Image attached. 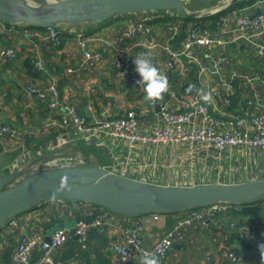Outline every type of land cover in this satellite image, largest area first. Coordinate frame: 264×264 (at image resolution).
<instances>
[{
	"label": "crops",
	"instance_id": "0c3cea01",
	"mask_svg": "<svg viewBox=\"0 0 264 264\" xmlns=\"http://www.w3.org/2000/svg\"><path fill=\"white\" fill-rule=\"evenodd\" d=\"M215 1L218 0L198 2L192 0L187 8L192 13H200L210 8ZM253 4L254 0H234L227 9L215 15L184 19L183 23L157 22L154 27L155 36L161 43L178 49L193 24H198L205 30L210 28L219 31L224 27L227 19L243 13L250 17L261 10L258 7L250 9ZM129 19L130 16L114 17L91 27L97 25L103 37L110 32L109 37L114 39ZM22 26L26 25L16 24L13 32V38L15 35H21L26 42H20L17 60L0 66V122L8 123L7 125L15 128L14 122L16 119L19 120L22 124L20 130L28 141L38 136L39 138L34 140L43 137L55 139L62 134V131L54 126V122H58L60 117L51 113L43 102L42 105L37 94L26 93L25 87L35 81L45 86L61 78L64 73L61 67L64 66V59L74 60L76 55L74 39L65 34L61 44L49 45L40 38L45 34L46 29L38 32L35 28L26 30ZM175 26L176 29H173ZM31 30L32 33L27 35ZM33 33L40 35L34 36ZM7 38L8 35L0 33V47L6 44L4 41ZM257 43L259 47L240 42L223 48L200 51L198 53L200 65L188 60L169 73V91L164 94L161 101L170 104L172 109L187 110L197 90H202L210 95V100L207 102L210 103L212 111L217 112L223 106L224 98H229L231 112L235 115H246V112L252 108L259 107L261 101L264 103V35L258 38ZM29 45L31 47H28ZM94 47L102 48L100 44ZM41 53L44 57L43 71L36 67L37 55ZM209 55H224L228 61L216 64L209 59ZM162 56L161 53L159 57ZM111 59L112 54H108V60ZM201 67L206 69L202 73H200ZM90 80L91 78L82 80L77 85L68 86V83L62 85L61 92L66 97L74 99L80 112L90 116L92 121L98 117L106 103L114 101L117 106H135L143 121L154 120L148 114L149 103L144 102V94L140 87L123 84L117 79L109 63L99 71V83ZM189 85H195L196 90L187 92ZM250 101L254 105L249 107ZM54 142L58 144L59 141L55 139ZM18 145V142L9 139L0 140V163L10 162L12 155L16 154L13 150L18 149ZM70 146L62 147L61 150L65 148L63 152L68 154L80 152L91 160L94 166L105 169L113 164V156L114 159L119 157L126 166L122 171L123 176L137 181L171 187H194L218 183L214 177L215 163L202 160V156L197 153L194 155L188 147L168 146L155 150L148 148L138 150L128 158L129 152L124 146L114 150V153L95 142L89 146ZM253 157L257 158L259 165L263 163L257 154L244 158V161L250 163ZM38 162L36 165L39 164ZM32 165H25L21 173L26 176L30 172L38 171V169L34 171V162ZM259 171L261 177H264V168ZM5 174L6 171L3 173L1 171V177ZM188 214L189 211L179 214H160L159 220H154L153 214L125 217L83 202H46L18 215L14 219L18 224L17 227L1 230L0 264H11L13 246L29 236L41 234L48 239L58 228L69 229L79 222L90 223L98 220L101 221V225L91 228L86 241L82 242L73 234L67 244L55 254L54 264H114L116 253L113 244L129 219L141 222L143 226L141 239L143 245L150 249L160 239L174 231L179 223L188 218ZM239 221L251 223L255 227V234L251 238L239 240L237 232L230 227V218L218 217L211 220L207 228L196 222L188 229L186 242L177 245L168 255V264H261L259 245L264 244V203L242 208ZM223 249L234 253L239 258V262L222 259L220 252ZM40 256V252H33L30 264H35ZM140 260L137 259L131 264H139Z\"/></svg>",
	"mask_w": 264,
	"mask_h": 264
},
{
	"label": "built area",
	"instance_id": "2783aa9c",
	"mask_svg": "<svg viewBox=\"0 0 264 264\" xmlns=\"http://www.w3.org/2000/svg\"><path fill=\"white\" fill-rule=\"evenodd\" d=\"M47 1L56 3L63 0ZM233 1H215L210 8L197 13L198 17L218 14L221 10L227 9ZM184 2L188 6L192 0H184ZM256 7L261 8L260 16L254 19H249L245 13L234 16L227 19L224 27L219 31L210 28L205 30L198 24H193L178 49L161 43L154 31L157 22L184 21V18L176 11L156 10L126 15L130 16V19L114 39L109 37L110 32L103 37L98 26L91 27V24L60 25L46 27L42 30L35 28L38 32L46 29L44 34L46 40H42V42L49 45L61 44L65 34L71 36L74 39L77 52L74 60L64 59V73L61 78L45 84V86L36 81L31 82L27 88L25 87V92L37 94L51 113L60 117L58 122H54V126L62 131L57 139L59 142L56 144L57 146L61 145V148L76 141L95 142L114 153V150L124 146L128 150V158H130L136 151L148 148L155 150L168 146L188 147L194 155L197 153L202 156V160L215 163L214 177L218 183L213 184H238L257 179L261 177L259 170L264 168L263 101L260 102L259 107H254L246 112V115H235L229 109L230 99L224 98L223 106L214 112L210 108V103L204 102L197 91L187 110L172 109L170 104L162 101L149 103L148 114L150 118L154 119L153 121L151 119L143 121L135 106H117L115 101L106 103L98 117L92 121L90 116L80 112L74 99L66 97L61 92V86L67 83L68 86L77 85L82 80L89 78H91L90 82L99 83V71L107 63L110 64L117 79L123 84L140 87L137 81L141 77L135 70L134 58L141 52L149 54L153 63L168 77L173 69L184 65L188 60L200 65L198 53L205 49L223 48L240 42L259 47L257 40L264 35V0H254L250 9H256ZM22 27L26 30L34 28L27 25ZM14 28L15 25L0 21V33L8 35L7 40L4 41L6 44L0 48V66L17 60L18 49L13 38ZM173 29H176V26ZM97 44H100L102 48H95L94 45ZM161 53L163 56L160 58ZM108 54H112L110 61ZM209 59L216 64L228 61L224 55H209ZM36 67L40 71L44 70V57L41 55H37ZM205 70V67H201L200 73ZM252 105L254 104L250 101L249 107ZM3 139H9L19 144L21 141L19 134L10 126H0V140ZM49 151L54 152V150ZM256 154L263 161L261 165L256 157L251 158L250 163L244 161V158ZM43 156L46 155L36 154L33 158L40 160L38 165L46 170L93 165L91 160L85 158L80 152L57 154L56 158L42 164L40 162ZM30 160L34 162L33 159H28L26 156H19L17 162L10 166L5 175L21 172ZM112 161L113 164L106 169L123 176L122 171L126 166L121 159L119 157L114 159L113 156ZM241 211L240 206L230 204H218L213 207L189 211L188 218L179 223L174 231L160 239L150 249L143 245L141 222L129 219L113 244L116 253L114 264H131L137 259L151 255L158 258L159 264H168V255L177 245L186 242L188 229L193 227L196 222L207 228L209 221L218 217L230 218V227L237 232L239 240L249 239L255 234L256 229L251 223L239 221ZM153 217L154 220H159L160 214H153ZM99 225H101L100 220L90 223L79 222L73 228L56 229L48 239L41 234L29 236L13 246L11 264H30L32 254L36 251L40 252L41 256L35 264H54L55 254L67 244L73 234L84 242L91 228ZM17 226V222L13 219L4 228L10 230ZM220 257L234 263L239 262V258L228 249H223L220 252Z\"/></svg>",
	"mask_w": 264,
	"mask_h": 264
},
{
	"label": "water",
	"instance_id": "95a60500",
	"mask_svg": "<svg viewBox=\"0 0 264 264\" xmlns=\"http://www.w3.org/2000/svg\"><path fill=\"white\" fill-rule=\"evenodd\" d=\"M176 11L195 19L184 0H0V21L57 27L99 24L147 11ZM261 10L250 16H260ZM76 141L70 147L93 145ZM50 201L83 202L123 216L179 214L218 204L249 206L264 202V177L238 184L159 186L113 173L100 166L61 167L0 178V232L21 213Z\"/></svg>",
	"mask_w": 264,
	"mask_h": 264
},
{
	"label": "clouds",
	"instance_id": "9594fccd",
	"mask_svg": "<svg viewBox=\"0 0 264 264\" xmlns=\"http://www.w3.org/2000/svg\"><path fill=\"white\" fill-rule=\"evenodd\" d=\"M135 70L141 77L137 81L140 85V90L143 92L144 102L153 103L161 101L164 94L169 91V81L166 74L153 63V59L147 53H138L134 58ZM196 90L195 85H189L187 92L191 93ZM201 98L207 102L210 100V95L202 90H197ZM261 264H264V244L259 245ZM139 264H159V260L155 255L142 258Z\"/></svg>",
	"mask_w": 264,
	"mask_h": 264
},
{
	"label": "rangeland",
	"instance_id": "374dc122",
	"mask_svg": "<svg viewBox=\"0 0 264 264\" xmlns=\"http://www.w3.org/2000/svg\"><path fill=\"white\" fill-rule=\"evenodd\" d=\"M27 1L30 2V0H27ZM198 1L199 0H196V2H198ZM31 33H32V30L31 31H28V34L27 35H29ZM33 34H34V36L40 35V34H37L36 35V33H33ZM14 38H16L14 40L16 42V45L15 46L17 47V49L19 48V44H20L21 41L23 43H26L22 39L21 35H15ZM40 38L42 40H46L45 39L46 38V35H41ZM28 47H31V46L29 45ZM40 55L42 56V53ZM61 67L63 68V72H64V66L61 65ZM40 103H42V101ZM37 104H38V102H37ZM42 105H44V104L42 103ZM14 123H15V126H16L15 128L12 127V126H10V125H7L8 123L7 124H3L2 122H0V126H10L11 128L15 129L16 132L19 134V136L22 139L21 143L18 145V149L13 150L14 152H16V154H13L12 155V159L10 161L12 163H10L9 161L8 162H2V163H0V177H1V171L3 173L5 171L9 170V168H10L9 165H11V164L13 165L15 162H17V160L19 159V157H18L19 155L20 156H26L28 159H33V161L35 163V167H34L35 169H34V171L37 170V169L39 171V170H46V169L42 168L39 165H36L38 161H36L37 159L33 158V156H35L36 154L37 155H44L45 154L46 156L44 158L42 157L41 158L42 161L40 162V163L44 164L48 160H52V159L56 158V155L57 154L65 153V152H63V150H61L62 149L60 147L61 145H58V146L56 145V143L54 142L55 140L53 139L54 137L53 138L43 137L44 139L42 138V139L34 140L35 138H39V136H38V137H34V138H32L31 140L28 141L23 136L24 133L22 132V130H20V129H22L21 128L22 124L20 123V121L16 119V121ZM33 136H34V134H33ZM51 139H53V140H51ZM57 139H58V137L56 138V140ZM49 150H54V152L52 153ZM89 150H91V149H89ZM89 150H88V152H89ZM43 151H45V152H43ZM33 152L35 154H32ZM11 153H13V152H11ZM49 154H51L52 156L47 157ZM46 157H47V159H46ZM26 165L27 166L28 165L33 166L32 165V160H30ZM7 166H9V167H7ZM5 167H7V168H5ZM39 168H41V169H39Z\"/></svg>",
	"mask_w": 264,
	"mask_h": 264
},
{
	"label": "trees",
	"instance_id": "16d2710c",
	"mask_svg": "<svg viewBox=\"0 0 264 264\" xmlns=\"http://www.w3.org/2000/svg\"><path fill=\"white\" fill-rule=\"evenodd\" d=\"M30 27H34V28H38L39 30H42L43 28L42 27H36V26H30ZM31 67H32V65H30ZM33 75L35 76V74L33 73ZM65 149V148H64ZM63 149V150H64ZM49 156H52L51 154H49L47 157H49ZM47 157H46V159H47ZM31 173V172H30ZM29 173V174H30ZM264 202H260V203H256V204H254V205H260V204H263ZM249 206H251V205H249ZM241 208H245V207H248V206H240Z\"/></svg>",
	"mask_w": 264,
	"mask_h": 264
}]
</instances>
